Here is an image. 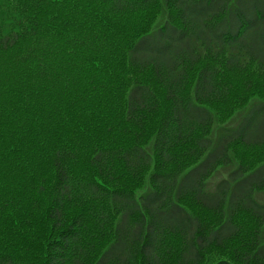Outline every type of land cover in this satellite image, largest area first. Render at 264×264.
<instances>
[{"label":"trees","instance_id":"16d2710c","mask_svg":"<svg viewBox=\"0 0 264 264\" xmlns=\"http://www.w3.org/2000/svg\"><path fill=\"white\" fill-rule=\"evenodd\" d=\"M233 146L264 147V0H0V264H264Z\"/></svg>","mask_w":264,"mask_h":264},{"label":"rangeland","instance_id":"374dc122","mask_svg":"<svg viewBox=\"0 0 264 264\" xmlns=\"http://www.w3.org/2000/svg\"><path fill=\"white\" fill-rule=\"evenodd\" d=\"M243 107H244V105H240V106L235 107V109L233 110V111H235L233 116L230 119L228 118L229 120L226 121L225 123L217 122L215 128H217L223 124L228 125V126L235 125L237 123V121L239 120V118L246 111V110L245 111L240 110ZM238 112H240V113H238ZM263 151H264V147L246 149V148H241L238 146H233L232 147V157L234 159L235 164H237V160L239 161L240 158L246 156L247 158H253V160H254L258 156V154L263 152ZM235 166L236 165L230 167V165H226V167H222L219 170H217V172H215L213 174V176H211L209 179L210 185H214L217 180L226 177L227 174L229 173V171Z\"/></svg>","mask_w":264,"mask_h":264}]
</instances>
